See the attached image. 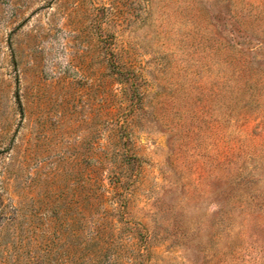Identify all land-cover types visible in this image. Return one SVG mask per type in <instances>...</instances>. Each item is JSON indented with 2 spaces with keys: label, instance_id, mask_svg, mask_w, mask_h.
Here are the masks:
<instances>
[{
  "label": "rangeland",
  "instance_id": "rangeland-1",
  "mask_svg": "<svg viewBox=\"0 0 264 264\" xmlns=\"http://www.w3.org/2000/svg\"><path fill=\"white\" fill-rule=\"evenodd\" d=\"M0 264H264V0H0Z\"/></svg>",
  "mask_w": 264,
  "mask_h": 264
}]
</instances>
